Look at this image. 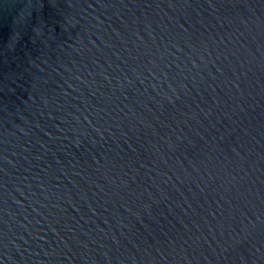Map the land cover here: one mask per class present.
<instances>
[{
  "label": "water",
  "instance_id": "95a60500",
  "mask_svg": "<svg viewBox=\"0 0 264 264\" xmlns=\"http://www.w3.org/2000/svg\"><path fill=\"white\" fill-rule=\"evenodd\" d=\"M0 264H264V0H0Z\"/></svg>",
  "mask_w": 264,
  "mask_h": 264
}]
</instances>
